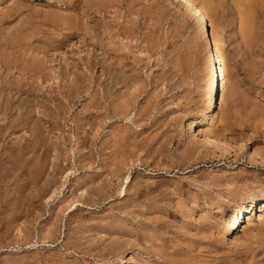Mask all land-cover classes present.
<instances>
[{
  "label": "rangeland",
  "instance_id": "1",
  "mask_svg": "<svg viewBox=\"0 0 264 264\" xmlns=\"http://www.w3.org/2000/svg\"><path fill=\"white\" fill-rule=\"evenodd\" d=\"M196 2L207 9L209 3L214 7L213 13L209 7L211 10L208 14L214 19V31L229 71L225 101L218 105L215 118L218 124L215 130L226 140L217 141L227 150L225 154L203 145L202 136L193 140L192 132L186 131L185 123L201 117L206 109L205 102L211 98L209 63L212 51L207 40L201 37L200 28L192 23L184 3L179 0L2 1L0 19L6 22H0V32L11 33L24 21L26 25H34L31 29L37 25L35 28L39 30H34V33L33 30L28 31L32 32L31 42L36 44L34 46L38 51L34 53L31 49L29 54L32 57L39 54L49 74L54 75V70L61 68L64 81L61 90L55 77L44 83L40 81L39 84H43L40 94L47 98V105L43 106L46 110L39 105L40 108L36 105L31 107L29 126L21 122L22 125L19 124L17 128L18 133L10 136L11 139L4 137L1 140L5 148L10 146L12 140L15 149L23 148L26 157L24 159L25 154H21L15 162L16 157H11L14 154L9 152L12 155L8 153L10 156H6L8 148L7 151L3 150V156L6 157L2 156V161L8 162H2V166L10 167L12 172L8 176L10 179H6L10 183L2 182L0 185V188L4 187L3 191L0 189V212L6 206V200L9 207L4 208L8 210L5 211L7 214H0V220L7 223L2 225L0 221V250L3 251H0V264H9L10 261L13 262L11 264H25V261L26 264H264V211L260 210L264 201V162L252 154L255 149L264 155V14L261 15L253 7L254 15L251 6L247 5L252 0L248 3L247 0ZM15 6L19 9L21 7L16 20L14 17L11 20L4 17ZM245 8L252 12L253 17L256 16L253 19L256 20L255 24L253 22L255 41L252 42L244 37L241 28L244 24L243 15L247 13ZM205 19L208 25L207 17ZM38 25L43 28L40 29ZM4 27L7 30L13 29L7 31ZM208 29L210 32L211 28ZM41 42L47 46L37 47ZM104 61L107 65H115L117 70L115 85H119H113L111 91L96 86L100 76L102 80L105 78L101 72L102 65H106ZM90 62L94 63L93 68H88ZM0 71L4 69L0 67ZM109 94L114 100L104 103V97L107 95L109 98ZM187 132L191 133L190 138ZM122 150L125 151L124 157L128 155V158L123 157ZM41 156L48 157L44 171L38 163H41ZM123 158H132L129 163L133 165L127 161L124 164ZM10 160L13 161L12 166ZM25 162L26 165L27 162L30 164L28 170H25ZM112 162L117 164L113 165ZM19 165L22 169L19 170L26 172V175L18 171ZM116 168L118 171L113 170ZM57 169L59 171L56 173ZM107 170L114 171V175ZM105 172L112 173L110 180L109 175L102 176ZM137 183L141 185H138L139 189ZM18 187L25 192L19 193ZM97 187L103 188L101 195ZM120 187L123 191L127 188L126 196ZM41 188H46L48 192L45 190L42 198L34 200L35 207H29L28 204L23 207L29 211L34 207V211L29 212L32 215L18 210L24 217L18 214V218L13 219L17 227L10 221L12 225L9 216L13 217L12 207L17 206L16 199L20 196L31 198L38 191L41 192ZM154 188L155 191L158 188L156 193ZM49 190H52V194H49ZM53 194L52 199L48 198ZM103 195L110 198L106 199ZM10 197L11 200L15 198L14 201H8ZM94 197H99L95 198L96 202ZM252 199L256 204L251 222H246L250 214L246 212L233 244L226 239L222 223L227 222L228 214L231 215L235 207H242ZM78 202L82 204L79 206ZM111 212L116 215L113 217ZM23 221L26 225H22ZM9 225L12 229L8 228L6 233ZM50 227L55 230V235H46ZM113 231L118 238L113 237L114 234L111 236ZM4 234L8 235L5 237ZM14 238H17L16 241ZM121 243L126 249L123 256L119 254L118 257L116 250ZM95 253L98 257L101 254V257L98 258Z\"/></svg>",
  "mask_w": 264,
  "mask_h": 264
},
{
  "label": "bare ground",
  "instance_id": "2",
  "mask_svg": "<svg viewBox=\"0 0 264 264\" xmlns=\"http://www.w3.org/2000/svg\"><path fill=\"white\" fill-rule=\"evenodd\" d=\"M2 1H4V0H0V4L2 3ZM179 1H181L182 3H184L185 4V6H186V9L185 10H188V11H186L187 13L189 12V14H190V18H191V21H192V23L196 26H198V28H200L199 30H201V37L202 38H204V40L206 39L207 40V42H208V44L210 45V47H211V51H212V53H211V56L210 57H212L211 59V62L209 63L210 65V76H211V80L210 81H212V85H211V98L208 100V101H206L205 102V106L204 107H206V109L204 110L205 112L203 113V114H201L202 116L201 117H199V118H196V119H193L191 122L190 121H188L189 123L188 124H186L185 123V125H187L186 126V131H188V132H192V136H193V140L194 139H199V137L200 136H202V140H204V144L203 145H206L207 146V148H209L210 150L211 149H216L218 152H220V153H224L225 151L227 152V150H224V148L217 142V141H225L226 142V140L225 139H223L220 135H218V133L216 132V130H215V128H217L216 127V122H215V118H216V116H217V112H218V105L219 104H221V103H223L224 101H225V93H226V89H227V80H228V74H229V71H228V68H227V64H226V59H225V55H224V53H223V49H222V47H221V45H220V42H219V40H218V37L216 36V34H215V31H214V29H215V24H214V19L213 18H211L212 17V15L211 14H208L209 12H210V10L211 9H209V7L210 8H212L213 6H210L211 4L209 3L208 4V9H207V7L205 8V6H201V5H199L197 2H196V0H179ZM238 1V0H237ZM239 1H241V0H239ZM243 1V0H242ZM253 2H249V0H247V3L249 2V4H247V5H249V6H251V9H253V7H255V9L257 10V11H259V13L261 12V15L262 14H264V13H262L263 11H264V0H252ZM244 2H245V0H244ZM178 3H180V2H178ZM237 3V5H239L238 4V2H236ZM246 4V3H245ZM244 5V4H243ZM185 6H183V7H185ZM246 6V5H245ZM248 6V8H249V10H250V7ZM16 7V6H15ZM182 7V8H183ZM2 8V7H1ZM214 8V7H213ZM212 8V10H211V13H213V11H214V9ZM205 9H207L206 11H205ZM21 10V7H20V9L18 8V7H16V8H12L11 10H9V11H7L6 13H7V16H6V14L4 15V17H6V18H9L10 20H11V18L12 17H14V19H15V17H16V15H18V13H19V11ZM245 10H246V8H245ZM244 10V11H245ZM209 11V12H208ZM253 12H254V9L252 10ZM242 11H240V13H241ZM245 12H247L245 15H243L242 13V15L244 16V18H243V20L242 21H244V24L241 26V28L243 27V34L245 35L244 37L245 38H248L249 40H251V42L252 41H255V40H253V37H254V31L253 30H255V28H254V24H255V21H253V19H255V17H253L252 16V12H248L247 10L245 11ZM4 14V13H3ZM20 14V13H19ZM205 14H206V16H205ZM188 15V14H187ZM254 15H255V12H254ZM260 15V16H261ZM21 16V15H20ZM3 17V16H2ZM1 17V18H2ZM189 17V16H188ZM205 17H207V19H208V25L206 24V19H205ZM19 18V17H18ZM258 18H260V17H258ZM13 19V20H14ZM16 20V19H15ZM6 22L4 19H0V22ZM9 21V20H8ZM9 22H11V24H12V21H9ZM24 22H26V21H24ZM22 23V25L20 26V24L18 25V26H20V27H18V26H16L17 28H16V30L14 31L13 30V32H11V33H7L6 31H4V32H0V67L2 68V69H4V71H0V185H1V183L2 182H9V181H7L6 179H7V177L9 176V173L11 174V172L12 171H10L9 170V168H8V166H5V168H4V166H2V164L3 163H5V162H8V161H2V160H4V158L6 157V156H10V155H8V153L9 152H12L14 155H12L11 153H9V154H11L12 156L11 157H16L15 158V160H13V161H15V162H17L18 160H19V157L20 156H22L21 154H23V156H24V154H25V156L23 157L24 159H25V157H26V153H23V151H22V149H21V147L20 148H18L17 150L15 149V145H14V143L12 142V140L10 141V146H7L6 148H8V152H7V154H6V156L4 157L3 155H4V151L6 150V148L1 144V140H2V138H10V136H14L13 134L14 133H18V125L19 124H21V122L23 123V125H27L28 123H29V120H30V118H31V111H30V108L31 107H33V106H37V105H39V106H41V108H44L43 106L46 104L47 105V98H46V96L43 94V95H41L40 94V92L42 91V87H43V84H39L40 83V81L42 82V83H44V82H46L48 79H50V78H53V77H55V80H58V88H59V90H61V87H62V84H63V81H64V71L62 72L61 71V68H60V70L59 69H55L54 70V75L53 74H49L48 72H47V68L45 67V65L43 64L44 63V59H42V58H40L39 57V54L38 55H36V57H32V56H30V54H29V51L31 50V49H33L32 51L35 53L36 51H38L37 49H36V47L34 46V45H36L35 43H32L31 42V39L33 38V34H32V32H30V31H28V30H33V33H34V30H39V29H36L37 28V25L34 27V28H32L31 29V27H33L31 24L32 23H30V24H28L27 23V25L25 24V23ZM27 22H30V21H27ZM253 22H254V24H253ZM18 23V22H17ZM5 24V23H4ZM11 24H7L8 26H10ZM26 25V26H24V25ZM38 26H40V25H38ZM194 26V27H195ZM208 27H210L211 28V31L209 32V29H208ZM3 28V27H2ZM9 28V27H8ZM43 28V27H42ZM41 28V26H40V29H42ZM257 28V27H256ZM13 29V28H12ZM12 29H8V30H12ZM1 30H3V29H1ZM4 30H7L5 27H4ZM7 30V31H8ZM37 32V31H36ZM41 32V31H40ZM200 32V31H199ZM198 32V33H199ZM242 34V35H243ZM255 34H256V32H255ZM258 35V34H257ZM36 36V35H35ZM256 36V35H255ZM40 37V36H39ZM257 37V36H256ZM35 38V37H34ZM35 39H37L38 40V38H35ZM41 39V38H40ZM39 39V40H40ZM256 39V38H255ZM36 42V41H35ZM42 43V42H41ZM40 43V45H38L37 47H41V45H43V43L41 44ZM39 44V43H38ZM45 45V47L47 46L46 44H44ZM43 45V46H44ZM208 45V46H209ZM44 48V47H43ZM40 49H42V48H40ZM35 50V51H34ZM31 52V51H30ZM37 58L39 59V60H37ZM49 58V57H48ZM46 61H47V59H46ZM105 62V61H104ZM103 62V64H106V62L104 63ZM112 63V62H111ZM94 64V63H93ZM93 64H92V62H90L89 64H87V66H88V68H90V67H92L93 68ZM75 65H77V64H75ZM78 66H80V65H78ZM82 66V65H81ZM103 67V69H102V74H104L105 75V78L102 80V78H101V76H100V78H96L97 80H96V86H98V87H101V89H102V87H103V89H104V91L106 90V89H108V90H112V88H113V85H115V84H117L116 83V78H115V76H116V73H117V70H116V68L114 67V66H111L110 65V63H109V65H102ZM48 67V66H47ZM95 67V66H94ZM52 68V67H51ZM57 68V67H56ZM74 68H75V66H74ZM76 68H77V66H76ZM83 68V67H82ZM77 69H79V68H77ZM66 70V69H65ZM68 70V69H67ZM66 70V71H67ZM71 70V69H70ZM80 70H82L81 68H80ZM80 70H79V72H80ZM209 70V69H208ZM73 71H75V70H73ZM77 72H78V70H77ZM78 72V73H79ZM118 72H119V70H118ZM77 73V74H78ZM81 73V72H80ZM16 74L18 75V77L16 76ZM68 74V73H67ZM73 74V73H72ZM85 75V74H84ZM103 76V75H102ZM75 77V76H74ZM82 77V76H81ZM80 77V78H81ZM209 79H210V77H209ZM74 80V79H73ZM78 80H80L81 81V79H79L78 78ZM120 80V79H119ZM71 82H72V80H71ZM92 82V84H94L93 83V81H91ZM91 82H90V84H91ZM120 82V81H119ZM42 85V86H41ZM68 85V84H67ZM119 85V84H118ZM118 85H115V86H118ZM95 86V87H96ZM56 87V86H55ZM116 88H118V87H116ZM57 90V89H56ZM63 90H64V88H63ZM98 90H100V89H98ZM107 90V91H108ZM102 91V90H101ZM104 91H103V94H104ZM114 91L116 92V90H115V88H114ZM97 92V91H96ZM95 92V93H96ZM100 92V91H99ZM109 92V91H108ZM43 93V92H42ZM98 93V92H97ZM102 94V93H101ZM100 94V95H101ZM98 95V94H97ZM107 95H108V93H107ZM105 96L104 98H105V101L106 102H104V103H107V102H109V101H111V100H114V98L112 97L113 96V93H112V96L110 95V97L108 98V96ZM96 97V96H95ZM98 97V96H97ZM104 98H103V100H104ZM49 100V99H48ZM99 100V99H98ZM98 102V101H97ZM101 102H102V99H101ZM113 103V102H112ZM109 104V103H108ZM39 106H37L38 108H40ZM36 107V108H37ZM47 107V106H46ZM32 109V108H31ZM45 110H46V108H44ZM102 109V108H101ZM40 110V109H39ZM43 110V109H42ZM41 112V111H40ZM43 112V111H42ZM98 116V115H97ZM99 117V116H98ZM37 119V118H36ZM219 119V118H218ZM33 120V119H32ZM108 120V119H107ZM32 122V121H31ZM41 123V122H40ZM219 123V122H218ZM22 125V124H21ZM218 125V124H217ZM28 126H29V124H28ZM27 126V127H28ZM209 126H210V128H209ZM22 127V126H21ZM27 127H24V128H26V129H28ZM19 128H20V126H19ZM99 129V128H98ZM182 130L183 131H185L183 128H182ZM40 132V131H39ZM187 132V133H188ZM184 133V132H183ZM112 134V133H111ZM190 134L191 133H188L187 135H189V138H190ZM16 135V134H15ZM42 136H43V134H42ZM109 136H111V135H109ZM183 137V136H182ZM14 138V137H13ZM113 138V137H112ZM188 138V139H189ZM201 138V137H200ZM11 139V138H10ZM184 139V138H183ZM4 140V139H3ZM185 140H187V139H185ZM8 141V140H7ZM188 141V140H187ZM189 141H192V140H189ZM197 141V140H196ZM2 142H4V141H2ZM38 142V141H37ZM56 143H57V141H55ZM193 142V141H192ZM13 143V146L11 145ZM48 143V142H47ZM189 143H191V142H189ZM196 143V142H195ZM202 143H203V141H202ZM15 144L16 145H18V143L17 142H15ZM27 144V143H26ZM187 144H188V142H187ZM30 145V144H29ZM42 145V144H41ZM45 145V144H44ZM20 146H23V145H20ZM132 146V145H131ZM24 147V146H23ZM44 147V146H43ZM93 147V146H92ZM13 149V150H10V149ZM25 148H27V147H25ZM94 148V147H93ZM4 150V151H3ZM27 150H28V148H27ZM45 150V149H44ZM47 150V149H46ZM49 150V149H48ZM47 150V151H48ZM57 149H55V151H56ZM93 150V149H92ZM7 151V150H6ZM29 151V150H28ZM41 151V150H40ZM46 151V152H47ZM123 151V150H122ZM24 152H25V149H24ZM46 152H44L45 154H46ZM49 152H50V150H49ZM49 152H48V154H49ZM125 151H123V157H124V155H125V153H124ZM127 152H128V150H127ZM3 153V154H2ZM43 153V154H44ZM90 153V152H89ZM103 153H104V151H103ZM129 153V152H128ZM130 153H132V155H133V152H130ZM30 154V153H29ZM42 154V155H43ZM44 154V155H45ZM121 154V155H122ZM225 154V153H224ZM254 156H257V158H260L263 162H264V155H263V153L262 152H260V151H258V150H255L254 149V151H253V153H252ZM50 155V154H49ZM2 156L4 157V158H2ZM35 156V155H34ZM104 156V155H103ZM128 156V155H127ZM127 156H125L126 158H128ZM42 157V156H41ZM122 157V156H121ZM124 157V158H125ZM2 158V159H1ZM37 158V157H36ZM102 158V157H101ZM123 158V160H124V164H125V161H127L128 162V164L129 165H133L132 163L130 164L129 163V159H131V160H133L132 158H129V159H127V160H125ZM11 159V158H10ZM28 159V158H27ZM40 159V158H39ZM46 159H48V157H42V159H40L41 160V163H40V161H38V163L39 164H41V169H43V171H44V169H45V164L46 163H48V162H46L45 163V160ZM6 160V159H5ZM12 160H10L11 161V166H12ZM21 160H22V158H21ZM20 160V162H22ZM38 160V159H37ZM117 160V159H116ZM131 160H130V162H131ZM26 161V160H25ZM28 161H29V159H28ZM33 161H34V159H33ZM104 161V160H103ZM102 161V162H103ZM3 162V163H2ZM20 162H18L17 164H20ZM34 162H36V161H34ZM121 162V161H120ZM120 162H118L119 164H120ZM24 163V162H23ZM31 163V162H30ZM113 163V162H112ZM116 163V162H115ZM115 163H113V165L115 164ZM123 163V162H122ZM9 164V163H8ZM15 164V168L17 167L16 166V163H14ZM100 164H101V162H100ZM99 164V165H100ZM102 164H105L104 162L102 163ZM101 164V165H102ZM117 164V163H116ZM115 164V165H116ZM127 164V163H126ZM4 165V164H3ZM7 165V164H6ZM25 166H27V169H25V170H28V168H29V166H30V164H28V162H27V165H26V162H25V164H24ZM23 165V166H24ZM48 165V164H47ZM56 165V164H55ZM54 165V166H55ZM100 165V166H101ZM128 165V166H129ZM21 166H22V164H21ZM21 166L19 165V167L17 168L18 169V171H20L19 170V168L21 169ZM49 167H50V165H48ZM47 166V167H48ZM103 166V165H102ZM119 166V165H118ZM121 166V165H120ZM14 167V166H13ZM12 167V169H13V171H15V168H13ZM115 167H117V166H115ZM123 167V166H122ZM126 167H127V165H126ZM38 168V167H37ZM101 168V167H100ZM112 168H114L113 166H112ZM124 168V167H123ZM123 168H119L120 170H122ZM39 169V168H38ZM111 169V168H110ZM6 170V171H5ZM22 170V169H21ZM113 170H116V171H118V169L116 168V169H113ZM119 170V171H120ZM36 171V170H35ZM46 171V170H45ZM59 170L57 169V171H56V173L58 172ZM107 171H109V170H107ZM111 171V170H110ZM110 171H109V173H110ZM115 171V172H116ZM124 171V170H123ZM21 173L23 172L24 173V171H20ZM19 172V173H20ZM27 172H29V171H27ZM48 172V171H47ZM112 173L114 172V171H111ZM15 173V172H14ZM14 173L12 174V176H14ZM19 173H17V174H19ZM20 173V174H21ZM26 173V172H25ZM24 173V175H26ZM36 173V172H35ZM35 173H34V175H35ZM38 173V172H37ZM108 172H105L102 176H104L105 174H107ZM112 173L111 174H107V176L109 175V180L111 179V177L114 175V173H113V175H112ZM116 173H118V172H116ZM120 173V174H119ZM118 174L119 175H122L121 174V172H119ZM41 174V173H40ZM39 174V175H40ZM16 175V174H15ZM29 175H31V174H29ZM112 175V176H111ZM125 175V174H124ZM123 175V176H124ZM20 176V175H19ZM32 176V175H31ZM100 176V175H99ZM111 176V177H110ZM17 178H18V175L16 176ZM22 177H24L23 175H22ZM27 177H28V175H27ZM115 177H117V176H115ZM120 177V176H119ZM9 179H10V177H8ZM12 178V177H11ZM20 178V177H19ZM50 176H49V180H50ZM100 179H102L101 177H99ZM104 178V177H103ZM121 179H122V177H120ZM126 178V177H125ZM140 178H141V176H140ZM13 179V178H12ZM25 179V178H24ZM37 179V178H36ZM99 179V181H101ZM129 179V176L127 177V180ZM143 179V178H142ZM15 180H16V178H15ZM32 180H35V179H32ZM49 180H47L48 182H50ZM65 180V179H64ZM113 180H114V178H113ZM118 180H120V179H118ZM117 180V181H118ZM123 180V179H122ZM147 180V179H146ZM145 180V181H146ZM13 181V180H12ZM98 181V182H99ZM112 181V180H111ZM19 182V181H18ZM42 182V181H41ZM115 182V181H114ZM127 182V181H126ZM131 182H132V180H131ZM130 182V183H131ZM10 183V182H9ZM16 183V182H15ZM53 183V182H52ZM107 183V182H106ZM106 183H104V184H106ZM111 183V182H110ZM117 183H119V182H117ZM143 183H144V181H143ZM32 184V183H31ZM96 184V183H95ZM151 184V183H150ZM149 184V185H150ZM4 185V184H3ZM6 185V184H5ZM17 185H18V183H17ZM16 185V186H17ZM48 185V184H47ZM50 185H52V184H50ZM111 185V184H110ZM137 185V187H138V185H140V184H136ZM168 185H169V183H168ZM173 185V184H172ZM172 185H170V186H172ZM11 186H13V185H11ZM10 186V187H11ZM29 186H30V184H29ZM29 186H28V188H29ZM46 186V185H45ZM105 186V185H104ZM108 186V185H107ZM112 186V185H111ZM119 186V185H118ZM122 186V185H121ZM141 186V185H140ZM148 186V185H147ZM166 186V185H165ZM164 186V187H165ZM174 186V185H173ZM6 187V186H5ZM20 188H22L21 186H19ZM18 187V188H19ZM38 187H40V186H38ZM49 187V186H48ZM47 187V188H48ZM54 188H55V186H53ZM109 187V186H108ZM113 187V186H112ZM126 187H128V186H126ZM143 187V186H142ZM145 187V186H144ZM148 187H152V186H148ZM148 187H146V188H148ZM180 186H178V188H179ZM20 188H19V190H20ZM27 188V189H28ZM35 188V187H34ZM105 188V187H104ZM117 188V187H116ZM119 188V187H118ZM121 188V187H120ZM134 188V187H133ZM133 188H131V190L133 189ZM135 188H136V186H135ZM1 190L2 189H4V187L3 188H0ZM17 189V188H16ZM41 189H43V188H41ZM62 189V188H61ZM89 190L91 189V188H88ZM97 189H98V192H99V194L101 195L103 192H102V187H100V188H98L97 187ZM105 189H107V188H105ZM112 189V188H111ZM129 189H130V185H129ZM128 189V190H129ZM138 189H139V187H138ZM142 190H143V188H141ZM152 189V188H151ZM155 189L156 188H154V191H155ZM165 189V188H164ZM163 189V190H164ZM167 189H168V187H167ZM172 189V188H171ZM176 189H177V187H176ZM8 190V189H7ZM9 190H10V188H9ZM23 190H24V188H23ZM38 190V189H37ZM45 190H46V188H44L43 190H41V192L40 191H38L37 192V194L35 195L34 194V196H32L33 194H31V195H29V196H32L31 198L30 197H21L20 195V197H18V196H16L15 195V193H14V196L17 198L18 197V199H16L17 201H15L16 203H17V206H16V204L14 203V202H12V203H14L15 204V206L16 207H12V214H11V212H10V214L11 215H13V217L11 218V216H9V215H7V216H9V222L10 221H12V223H13V219L14 218H18V214H20V213H29L30 211L32 212V210L34 211V207H35V203H34V200L35 199H37V198H42V193H44L45 192ZM53 190V189H52ZM52 190H51V192H52ZM57 190V189H56ZM116 190H118V189H116ZM120 190V189H119ZM121 190H122V188H121ZM121 190H120V192H121ZM130 190V191H131ZM157 190H158V188H157ZM156 190V191H157ZM169 190V189H168ZM3 191V190H2ZM21 191V190H20ZM19 191V193H22V192H25V191H21L20 192ZM32 191V190H31ZM47 191V190H46ZM85 191V190H84ZM94 191V189H92V192ZM111 191V190H110ZM115 191V190H114ZM123 191V190H122ZM129 191V192H130ZM134 191H135V189H134ZM143 191H145V190H143ZM156 191H155V193H156ZM166 191V190H165ZM170 191V190H169ZM48 192V191H47ZM50 192V190H49V194L51 193ZM54 192V194H55V191H53ZM95 192H97V190L95 191ZM124 192V195L126 196V193H127V188L125 189V191H123ZM123 192H121L122 194H123ZM132 192V191H131ZM137 192V191H136ZM142 192V191H141ZM151 193H152V191H150ZM161 192V191H160ZM173 192V191H172ZM0 193H2V192H0ZM4 193V192H3ZM9 193V192H8ZM27 193V192H26ZM31 193V192H30ZM46 193V192H45ZM57 193V192H56ZM105 193H106V191H105ZM108 193V192H107ZM116 193V192H115ZM120 193V194H121ZM135 193V192H134ZM140 193V192H139ZM151 193H149L150 195H151ZM166 193V192H165ZM167 193H168V191H167ZM171 193V192H170ZM169 193V194H170ZM6 194H7V192H6ZM48 194V195H49ZM52 194V193H51ZM54 194L53 195H50L48 198H50V199H52L53 197H54ZM117 194V193H116ZM121 194V195H122ZM131 194H133V193H131ZM138 193H136V195H137ZM1 195V194H0ZM4 195V194H3ZM8 195V194H7ZM18 195V194H17ZM59 195H60V193H59ZM99 195V196H100ZM142 195V194H141ZM148 195V194H147ZM152 195H154V194H152ZM10 196V195H9ZM45 196V195H44ZM104 196V195H103ZM107 196V195H106ZM112 196V195H111ZM123 196V195H122ZM128 197H129V195H127ZM132 196V195H131ZM259 196V195H258ZM4 197V196H3ZM7 197V196H6ZM6 197L4 198V200L6 199ZM45 197H47V196H45ZM105 197V196H104ZM133 197V196H132ZM134 197H135V195H134ZM140 197V196H139ZM142 197H144V195L142 196ZM146 197V196H145ZM1 198V197H0ZM14 198V197H13ZM74 198V197H73ZM95 198L97 199V198H99V197H94V201H95ZM106 198V197H105ZM110 198V197H109ZM109 198H106V199H109ZM112 198V197H111ZM116 198V197H115ZM125 198V197H124ZM136 198V197H135ZM134 198V199H135ZM153 198V197H152ZM157 198V197H156ZM8 199V198H7ZM10 200H8V201H14V199L13 200H11V197L9 198ZM44 199V198H43ZM46 199V198H45ZM80 199V198H79ZM102 199V198H101ZM138 199V198H137ZM136 199V200H137ZM139 199H141V198H139ZM147 199H150V198H147ZM83 200V199H82ZM100 200V199H99ZM132 200V199H131ZM135 200V201H136ZM1 201V200H0ZM105 201V200H104ZM143 202H144V200H142ZM142 201H141V203H142ZM155 201H156V199H155ZM217 201V200H216ZM259 201V200H258ZM42 202V201H41ZM44 202L45 201H43V204H44ZM48 202V201H47ZM82 202V201H81ZM96 202V201H95ZM126 202V201H125ZM133 202V201H132ZM147 202V201H146ZM148 202H153V201H148ZM37 203V202H36ZM39 203V202H38ZM48 203H50V202H48ZM70 203H71V201H70ZM79 203V202H78ZM236 203V202H235ZM3 204H5V201H3ZM28 204V206L29 207H31V206H33L34 205V207L32 208V210H28V209H24L23 207H25L26 205ZM82 203H79L78 205L80 206ZM103 204V203H102ZM127 204H128V202H127ZM156 204H157V201H156ZM156 204H154V205H156ZM216 204V203H215ZM255 204H256V201L254 200V199H252V200H250L247 204H243L244 206H237V207H235L234 208V210H233V212H232V214L231 215H229L228 214V216H229V218H228V220H227V222H224V221H222V222H224L226 225H224V223H222L223 224V226H225V228H224V235H225V237H226V239H228L229 240V242H231V243H233V244H235L234 242H235V235H236V231H237V229L239 228V226H240V223H241V220H243V218H244V220H245V216H243L246 212H249L250 214H248L247 215V221L246 222H251V219H252V214L254 213V210H255ZM10 206H14V205H11V204H9ZM38 205H41V204H38ZM38 205H36L37 206V208L39 207ZM48 205V204H47ZM65 205V204H64ZM123 205V204H122ZM132 205V204H131ZM130 205V206H131ZM141 205V204H140ZM147 205V204H146ZM149 205V204H148ZM160 205V204H159ZM241 205V204H240ZM1 206V205H0ZM4 206V205H3ZM7 206V207H6ZM6 208L8 209L9 207H8V202H7V200H6ZM78 206V207H79ZM137 206V205H136ZM261 206H262V208L260 209L262 212L264 211V201H262V203H261ZM4 207V208H5ZM120 207V206H119ZM126 207H129L128 205L126 206ZM143 207H145L146 208V206L144 205ZM157 207V206H156ZM3 208V210H1V212H0V214L1 213H6L5 211L7 210V209H4ZM45 208V207H44ZM121 208V207H120ZM119 208V209H120ZM122 208H124V207H122ZM137 208V207H136ZM144 208V209H145ZM151 208V207H150ZM153 208H154V206H153ZM161 208V207H160ZM47 209V208H46ZM45 209V210H46ZM127 209V208H126ZM133 209V208H132ZM141 209H142V207H141ZM140 209V210H141ZM143 209V210H144ZM149 211H150V209L149 208H147ZM147 209H146V212H148L147 211ZM152 209V208H151ZM18 210H21V212L20 213H18L17 211ZM36 210V209H35ZM38 210V209H37ZM44 210V211H45ZM115 210H117V209H115ZM114 210V211H115ZM137 211H138V209H136ZM139 210V211H140ZM154 210V209H153ZM156 210V209H155ZM122 211V210H121ZM137 211H135V212H137ZM157 211V210H156ZM7 212H8V210H7ZM38 212V211H37ZM47 212V211H46ZM143 212V211H142ZM145 212V211H144ZM114 213V212H113ZM115 213H118V211L117 212H115ZM152 213V212H151ZM150 213V214H151ZM7 214V213H6ZM29 214H31V213H29ZM35 214V213H34ZM38 214H39V212H38ZM124 214V213H123ZM21 215V214H20ZM32 215V214H31ZM37 215V214H36ZM40 215V214H39ZM110 215V214H109ZM111 215H112V212H111ZM113 215H116V214H113ZM112 215V216H113ZM121 216H122V213L120 214ZM128 215V214H127ZM137 214H135V216H136ZM139 215H141V214H139ZM143 216L145 215V214H142ZM4 216H5V214H4ZM6 216V217H7ZM126 216V215H125ZM129 216V215H128ZM260 216H263V215H260ZM20 217V216H19ZM21 217H24V216H22L21 215ZM21 217L19 218V219H21ZM25 217H27V216H25ZM36 217V216H35ZM40 217V216H39ZM39 217H37V218H39ZM111 217V216H110ZM114 217V216H113ZM113 217H111V219L113 218ZM117 217V216H116ZM3 218H5V217H3ZM109 218V217H108ZM118 218V217H117ZM125 218V217H124ZM153 218V217H152ZM154 218H156V217H154ZM223 218V217H222ZM8 219V218H7ZM18 219V220H19ZM29 219V224H31L32 222L30 221V218H28ZM32 219H34V218H32ZM60 219V218H59ZM133 219L134 218H132V221H133ZM137 219V218H136ZM221 219V218H220ZM220 219H219V221H220ZM227 219V218H226ZM4 220V219H3ZM14 220H16V219H14ZM121 220V219H120ZM123 220V219H122ZM127 219H125V221H126ZM130 220H131V218H130ZM139 220V219H138ZM164 220V219H163ZM163 220H161L160 222H162ZM217 220V219H216ZM225 220V219H224ZM254 220V219H253ZM1 222H2V225H4L3 223H6V222H3L2 220H0ZM8 221V220H7ZM26 221H28L27 219H26ZM34 221H36V220H34ZM57 221H58V219H57ZM137 221V220H136ZM152 221V220H151ZM156 221H157V219H156ZM155 221V222H156ZM0 222V223H1ZM116 222H118V221H116ZM131 222V221H130ZM155 222H154V224H155ZM207 222H209V221H207ZM245 221H244V224L246 223ZM255 222V221H254ZM11 223V222H10ZM11 223V224H12ZM14 223H15V221H14ZM13 223V224H14ZM37 223V222H36ZM107 223V222H106ZM119 223H120V221H119ZM118 223V224H119ZM132 223V222H131ZM141 223H143V222H141ZM158 223V222H157ZM219 223V222H218ZM253 223V222H252ZM9 224V223H8ZM12 224V225H13ZM16 224V227H17V222L15 223ZM25 224V222L23 221V224L22 225H24ZM101 224V223H100ZM130 224V223H129ZM149 224V223H148ZM162 224V223H161ZM166 224V223H165ZM213 224V223H212ZM221 224V225H222ZM5 225H7V223L5 224ZM21 225V226H22ZM26 225V224H25ZM123 225H124V221H123ZM127 225H128V223H127ZM127 225H125V226H127ZM142 225V224H141ZM143 225H144V223H143ZM150 225V224H149ZM159 225V224H158ZM167 225V224H166ZM209 225H211V224H209ZM251 225V224H250ZM28 226V225H27ZM30 226V225H29ZM28 226V227H29ZM35 226V225H34ZM131 226V225H130ZM146 226H147V224H146ZM157 226V225H156ZM164 226V225H163ZM163 226H161V227H163ZM5 227V226H4ZM13 227V226H12ZM15 227V228H16ZM24 227V226H23ZM23 227H22V229H23ZM32 227H33V223H32ZM115 227H116V223H115ZM115 227H113L114 228V230H115ZM120 227V226H119ZM144 227V226H143ZM150 227H151V225H150ZM149 227V228H150ZM153 227V226H152ZM159 227V226H158ZM209 227V226H208ZM8 228H10V230L12 229L11 227H10V225H9V227L7 226V230L5 231L6 233H8V231H9V229ZM48 228V227H47ZM123 228V227H122ZM128 228V227H127ZM154 229L156 228V227H153ZM182 228V227H181ZM206 228V227H205ZM245 228H246V225H245ZM0 229H2V228H0ZM4 229H6V228H3V230ZM20 229V228H19ZM18 229V230H19ZM31 229V228H30ZM29 229V232H31V230ZM112 229V228H111ZM151 229V228H150ZM153 229V230H154ZM160 229H162V228H160ZM15 230H17V229H15ZM24 230V229H23ZM27 229H25V231H26ZM49 231H48V233L46 234V235H55L54 233H55V230L53 229V228H49L48 229ZM117 230V229H116ZM122 229H120V231H121ZM28 231V230H27ZM110 232H111V230H109ZM126 231V230H125ZM124 231V232H125ZM12 232V231H11ZM47 232V231H46ZM115 231H113V233H111V236L113 235V237L115 236V233H114ZM156 232V231H155ZM168 232V231H167ZM4 233V232H3ZM117 233H119V231L117 230ZM121 233V232H120ZM169 233H171V232H169ZM17 234V233H16ZM21 234V233H20ZM24 234V233H23ZM22 234V235H23ZM107 234V233H106ZM121 234H123V232L121 233ZM129 233H127L126 235H128ZM5 235V237L8 235H6V234H4ZM3 235V236H4ZM26 236L27 235H29V234H27V232H26V234H25ZM25 235H23V236H25ZM109 235V238H110V233L108 234ZM108 235H107V237H108ZM120 235V234H119ZM125 235V236H126ZM172 235V234H171ZM0 236L2 237V235L0 234ZM122 236V235H121ZM4 237V238H5ZM9 237H10V235H9ZM13 237H16V236H13ZM28 237V236H27ZM116 237V236H115ZM119 236H117L116 238H118ZM123 237V236H122ZM127 237V236H126ZM169 237V236H168ZM8 238V237H7ZM17 238H18V236H17ZM16 238V239H17ZM20 238L22 239L23 237L20 235ZM19 238V239H20ZM26 238V237H25ZM44 238V237H43ZM46 238H47V236H46ZM129 238V237H128ZM132 238V237H131ZM171 238V237H170ZM15 239V238H14ZM16 239H15V241H16ZM28 239V238H27ZM49 239V238H48ZM115 239V238H114ZM122 239V238H121ZM120 239V240H121ZM124 239V238H123ZM1 240V239H0ZM43 241L45 240V239H42ZM108 240V239H107ZM125 240V239H124ZM131 240V239H130ZM134 240H135V238H134ZM168 240V239H167ZM171 240V239H170ZM7 241V240H6ZM11 241V240H10ZM14 241V240H13ZM13 241H11V242H13ZM19 242H20V240H18ZM18 241H17V243H18ZM26 241V240H25ZM119 241V240H118ZM1 242H3V241H1ZM124 242V241H123ZM134 242H136V240L134 241ZM133 242V243H134ZM5 243V242H4ZM29 243V242H28ZM33 243V242H32ZM77 243V242H76ZM115 243V242H114ZM165 243H167V242H165ZM164 243V244H165ZM169 243H172V242H169ZM168 243V244H169ZM1 244H3V243H1ZM7 244V243H6ZM21 244V243H20ZM72 244V243H71ZM70 244V245H71ZM80 244V243H79ZM107 244V243H106ZM129 244H132V243H129ZM138 244V243H137ZM163 244V248H164V246L166 245H164ZM167 244V245H168ZM4 245V244H3ZM82 245V244H81ZM121 246H115V248L117 247L118 249L116 250V252H118L117 253V256L119 257V254H121L122 256H123V254H124V252H125V246L124 245H122V243L120 244ZM127 245V244H126ZM138 245H140V244H138ZM5 247H6V245H4ZM10 246H12V244L10 245ZM75 246H76V244H75ZM97 246H98V244H97ZM132 246H135V245H133L132 244ZM137 246V245H136ZM171 246V245H170ZM170 246H168V247H170ZM3 247V246H2ZM4 247V248H5ZM19 247V246H18ZM66 247V246H65ZM71 247H73V246H71ZM93 247H94V245H93ZM99 247H100V245H99ZM128 247H129V245H128ZM173 247V246H172ZM171 247V248H172ZM10 248V247H9ZM68 248V247H67ZM70 248V247H69ZM79 248H80V245H79ZM91 248V247H90ZM96 248V247H95ZM94 248V249H95ZM109 248V247H108ZM134 248V247H133ZM165 248H167V247H165ZM81 249V248H80ZM93 249V250H94ZM128 249H130V248H128ZM169 249V248H168ZM74 250V249H73ZM92 250V251H93ZM97 250V249H96ZM99 250V249H98ZM101 250V249H100ZM113 250H114V248H113ZM1 251V250H0ZM77 251V250H76ZM87 251H89V250H87ZM86 251V252H87ZM95 251V250H94ZM102 251V250H101ZM106 251H107V248H106ZM108 251H109V249H108ZM150 251V250H149ZM159 251V250H158ZM1 252H3V251H1ZM81 252V251H80ZM83 252V251H82ZM81 252V253H82ZM97 252V251H96ZM99 253V252H98ZM109 253H111V252H109ZM114 253V252H113ZM155 253H157V252H155ZM85 254V253H84ZM90 254H92V253H90ZM96 254V253H95ZM94 254V255H95ZM103 254V253H102ZM108 254V253H107ZM116 254V253H115ZM114 254V255H115ZM150 254H152V253H150ZM104 256H106L105 254H103ZM96 256H97V254H96ZM100 257H101V254L99 255ZM116 256V255H115ZM98 257V256H97ZM100 257H98V258H100ZM105 258V257H104ZM110 258V257H109ZM115 258V257H114ZM28 260V259H27ZM50 260V259H49ZM53 259H52V257H51V261H52ZM100 260V259H99ZM105 260V259H104ZM15 261H19V260H15ZM36 261H38V260H36ZM54 261V260H53ZM52 261V262H53ZM59 261V260H58ZM100 261H102V260H100ZM109 261H110V259H109ZM20 262V261H19ZM27 262H29V261H27ZM11 263H13V262H11L10 261V263L9 264H11ZM33 263H35V262H33ZM51 263V262H50ZM62 263V262H61ZM1 264H3V263H1ZM16 264H18V263H16ZM21 264V263H20ZM25 264H26V261H25ZM30 264H32L31 262H30ZM45 264V263H44ZM46 264H48V263H46ZM54 264H56V262L54 263ZM58 264V263H57ZM69 264V263H68Z\"/></svg>",
  "mask_w": 264,
  "mask_h": 264
}]
</instances>
